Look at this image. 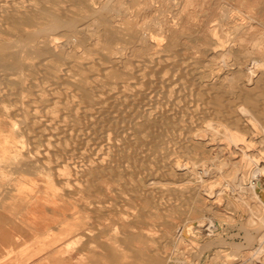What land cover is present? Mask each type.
Returning a JSON list of instances; mask_svg holds the SVG:
<instances>
[{
  "label": "bare ground",
  "instance_id": "1",
  "mask_svg": "<svg viewBox=\"0 0 264 264\" xmlns=\"http://www.w3.org/2000/svg\"><path fill=\"white\" fill-rule=\"evenodd\" d=\"M3 1L1 0L0 6H2ZM170 1L171 0H169V2ZM7 2H10V1L8 0ZM13 2H10V3H13ZM49 2L50 0H37V1L28 0L27 2L23 3L21 6H18V5L14 6L12 10L5 9L6 12H3V13H7L5 18L7 20L8 19L10 20L7 22V24L8 23L13 24L16 37L14 38L13 41H11L12 40L11 39L9 42L7 41L5 42L4 39H2L3 42L0 43V53L3 55V56L1 55L0 57V65H1L0 70H4L2 69V67L6 68V70L7 68L8 70L12 69L11 72L9 71V73H11L12 76L15 75V77L18 79L20 83L21 82L25 83V86H27L26 92L28 91V95L31 101L28 99L27 100L28 102L30 101L29 103L31 104H29L30 108L28 109L30 110L29 117L27 119H24V121L26 120L25 122L27 123V126L33 132V135H32L33 140H34V136L38 140L37 142L38 145L35 143H30L31 144L30 148L32 151L30 150L28 153V150H26L27 154L24 156L26 157L27 162L24 163L23 161L24 165H26V167H24L26 168L24 169L26 173L23 176H47V177L49 176L50 179L52 178V180L54 179V177H51V176H62L61 178L68 183L71 179L73 180L74 176H84V178L85 176H97V178L99 176H119V174H121L120 169L122 168H123L122 172H125V174H127L129 172V171L127 172L125 168L126 165H128L127 163L129 162L130 159L135 160L137 157H139L138 154L140 153L141 150H138V151L136 150L141 149V148L138 147L136 148V150H133L132 152H131L132 150L131 148V150L127 152L126 150L128 149V147H126L124 144L126 142L136 143L135 136H139L141 140L144 139L143 135L145 132L146 133L148 132L149 134L148 140L145 142L154 144L155 147L159 146L161 143L167 144L170 137L168 139L167 137H163V135L168 132L173 133L174 131H176L177 129L183 126L182 124H179V121H177L178 123H176V119H173L175 121L172 122L173 124L171 125H169L171 123L169 122V124L165 128L162 126V122L164 120L168 121L170 118L178 116L180 113H183V112L187 114L186 119L184 118L187 124L186 128L188 127L190 128L191 121L194 119H199V122H200V120L206 118L207 116H209V118L210 117L214 118L212 120L213 122L211 123L209 122L211 118L209 119V121L208 119L206 120V122L207 121L209 122V124L207 122L208 125L197 126L198 125L197 124L196 128H194L195 129L194 133L192 134L193 137H195L198 140H201L202 143H206V144H210V143L217 141V143L222 142L229 146L230 145L237 146L239 141L241 142V140H245L244 134H246L247 132L248 133L250 132L251 134L255 132L258 128L264 126L263 125V122H264V59L262 57H259L258 55H252L251 52H247L245 54H239L238 52L239 46H235L234 44L226 45L221 40L220 35L216 33L210 44L211 46L204 48L205 51L207 52L213 51L215 53V58L214 59L211 58L212 60L209 59V62L204 64L205 67L202 68V66L198 64L199 62L196 61L193 56L195 52L201 51L200 47H198L196 43H193L195 39H192L190 37V41L189 39L185 40L184 35L186 34L184 33L177 34L167 26L164 29V32L166 33L163 32L159 35V37H157L155 34L150 33L151 31L150 32L147 31V29L143 25L132 23L130 21L131 19L130 17H132L130 13L132 12L129 11L132 6L126 5L127 0H90V1H86L85 3L83 1L82 2L83 5L81 3V7L84 8L83 9L84 11L82 10L83 12L79 13L78 11V13H75V11L72 10V12H69L68 15L65 10L66 9L68 10L66 6H68L67 4H69L70 2L69 3L66 2L67 3V4L65 3L66 5L63 4V6L65 5V7H62L61 4L59 5L53 4L55 6H60L59 8L58 7L51 8L50 7L51 5L49 4ZM54 2H57V0ZM72 2L73 1H71V3ZM228 6H231V5H228ZM77 7L75 6V8ZM0 9L4 10L3 7L2 8L0 7ZM226 10L228 9L226 8ZM198 11L200 12V10ZM220 12H222V10ZM173 16L172 18L174 19ZM1 17L4 18L2 14H1ZM42 18L44 19L46 18L48 19V21L39 24V26L35 29L22 31L20 30V28H18L19 25L34 24V22H36V19H42ZM2 23H1V27H2ZM3 27L5 28V26ZM161 28L163 29L164 25H161ZM222 28L223 27H221V29ZM229 29H232V28H229ZM237 29L239 30L240 28H237ZM57 30L63 31L62 36L64 39L62 41H59L60 38L55 34ZM57 34L59 35L61 33L57 32ZM230 34L232 33L230 32ZM234 34L236 35V33ZM186 37L188 38V36ZM207 40H209V37ZM210 41L211 40H209V43ZM203 43L205 45V42ZM28 70L30 71V73L27 72ZM7 71L5 72V74L7 73ZM2 73H4V71ZM8 77L10 76L8 75L7 78ZM3 89L0 88V96H4L5 94ZM24 100H26L25 96H24ZM24 100L22 101L24 102ZM192 106L198 107L197 113H194V112L190 113V109H192ZM8 107L9 106H7L6 108ZM18 109L20 108L18 107ZM12 110H9V111L11 112ZM22 110H25V109H23L22 107ZM26 115L28 114L26 113ZM26 123H24L25 124L24 129H26ZM17 124L21 125L19 122ZM191 127H193V125ZM163 128L164 130H166V132H164L163 135L162 134L156 135L155 132ZM251 137H249V139ZM184 139L181 138V139H178L179 141L177 140L179 146H182L184 144V141H188V138H186L187 140H184ZM252 139L253 138H251V140ZM171 144L169 143V145ZM13 147H15V141L13 137L10 134L4 133V130L0 128V158L5 159L8 156V153L11 152V149ZM171 147L172 146H170L169 148L171 149ZM257 148L258 147H256V149ZM175 150H177V148H175ZM155 152H159V149L158 151L156 150ZM236 152H238V150ZM160 155H161V152H160ZM22 158L23 157L16 158V159L20 160ZM144 158L147 160L149 157L143 156V160ZM159 159H158V164H159ZM169 160L171 161V156ZM230 160L232 159L230 158ZM243 160L247 164L253 163V162L255 163L254 166L248 167L250 183L249 184L244 183L245 182L244 177H240L242 174L240 173L241 171L238 172L237 170L236 171L231 170L228 172L227 176H235V177L234 179H232V182H230L228 189L231 192H234L236 189V186H240L241 188L248 190V192L250 191L254 195V197L257 198V200L264 207V166H262L258 160H255L254 157H252V155L247 156V157L244 156ZM17 163H18V160H17ZM196 163H199V161H196ZM205 163H206V160H205ZM207 163H208V160H207ZM187 165H184V167L186 168ZM199 165H202V164H199ZM166 166H167V161H166ZM166 166H165V170L167 169ZM182 166H183V163H182ZM133 167L134 166H132V168ZM210 167L211 169H213L212 166ZM236 167L238 166L235 165L234 168ZM192 168H195V167H192ZM217 170L220 171L219 169ZM245 170L247 171V169ZM156 171H155V174L157 173ZM134 172L136 171L134 170ZM209 172L211 171L209 170ZM139 173H140V170H139ZM125 174L123 175L125 176ZM152 174H154V172ZM147 175H145V177ZM237 176L239 177L237 178ZM136 179L137 178L135 177V180ZM157 181L155 182L157 183ZM73 182H76V181H73ZM70 183L71 181L68 184ZM83 183L85 184V182ZM81 184L79 186H81ZM213 184L211 187L212 189H213ZM35 185L36 184L30 185V183H26V184L20 183V185L17 186L16 198L22 201L23 199L22 194L29 195V197L32 198L34 196V194L32 193L36 191ZM205 185H204V188L207 187V186L205 187ZM197 188L198 187H196V189ZM95 189H98V188H95ZM98 190L100 191V189ZM123 190H125L124 187H123ZM113 191L115 192V190ZM174 191L177 192L178 188L177 190H174ZM174 191L172 193L174 194V196H176V198L172 197L173 195L171 197L173 199H177L178 197L174 193ZM196 191L197 190H195L194 192ZM192 192H189L188 194ZM177 193H181V192L179 191ZM82 194L81 196H84ZM169 194H171V192H169ZM143 195H145V192L143 193ZM130 196L132 197V195ZM180 196L183 197V195H180ZM157 197L159 198V195H157ZM168 197L166 198L168 199ZM171 197L169 199L172 202ZM234 198H237V196L235 195ZM241 198L242 196L240 197V199ZM176 202L177 201H175L174 203ZM218 202L220 201L218 200ZM242 202L245 203L244 201H241V203ZM28 203L30 205L32 201L29 200ZM78 203L80 206L81 205L80 202ZM7 204L8 203H5L3 206L5 207ZM12 204H13V201L12 203H10V205ZM92 204H93V201H92ZM248 207L250 208V206ZM104 210H106V207ZM107 210H110V208ZM145 211L146 210H144V213ZM127 214L130 215V213H127ZM131 217H133L132 214H131ZM92 218L94 219L93 216ZM200 218H197V219L199 220ZM203 220L205 219L202 218V221ZM253 220L254 218L252 219V222ZM201 222H199L198 224L199 226H202ZM207 223H209L208 220H207ZM249 223H247V225ZM255 223L257 222L255 221ZM255 223L251 225L253 226ZM188 224L189 223L186 224L187 225L186 227L181 229L182 234L192 239L193 238L192 233L195 232L194 227H193V224L191 226H188ZM210 225H208L207 227H209ZM216 225L217 224L215 223L214 230H213V227L212 229H210L209 227L208 230H210L211 233L213 231H216V229L219 228L218 225L217 226ZM257 229L259 230L257 231L259 232L258 235L263 238L264 237V218L263 217ZM67 231H69V229ZM248 234H249L248 236H250L251 233L248 232ZM262 238L261 240L264 239ZM185 243H187V241H185ZM213 245L215 246V244ZM241 245L243 244L236 245V246L237 247L240 246V248L243 249ZM240 248H239V251H240ZM190 251L191 250H189V252ZM256 252L258 253V251ZM190 254H192V252ZM234 254L236 253L232 252L231 250L229 252H225L224 259H226V257L229 258L231 256H234ZM194 255H196V253ZM221 255L224 256L223 253ZM130 264H134V263L131 262Z\"/></svg>",
  "mask_w": 264,
  "mask_h": 264
},
{
  "label": "rangeland",
  "instance_id": "2",
  "mask_svg": "<svg viewBox=\"0 0 264 264\" xmlns=\"http://www.w3.org/2000/svg\"><path fill=\"white\" fill-rule=\"evenodd\" d=\"M7 1L8 0H4L2 2L3 3L2 6H0L1 8L3 7L4 9V10L0 9L1 10L0 11V43L3 42L2 39H4L5 42L6 41L9 42L11 39H12L11 41H13L14 38L16 37L13 24H9V23L7 24V22L10 20L9 19L7 20L5 18L7 13H3V12H6L5 9L12 10L14 6L17 5L21 6L23 3L27 2L28 0H16V1L9 0L10 2L14 1L13 3ZM54 1L56 0H50L51 3L49 2L51 8L60 7V6H55L53 4L56 5L61 4L62 7H65V5L67 4L66 2L68 3L70 2L69 4H67L68 6L66 7L68 8V10L70 9L71 10L70 11H68L67 9L65 10L68 15L69 12H72V10H74L75 13H78V11L79 13L83 12L84 8L81 7V3L83 1L85 3L86 1H90V0H67V1L64 0L66 2H64L63 0H57L58 3ZM71 1L73 2L71 3ZM63 4L65 5L63 6ZM52 5L55 7H53ZM126 5L132 6L131 9L129 10L130 12H132L130 13L132 15V17H130L131 18L130 21L134 24L136 23L143 25L147 29V31L149 32L151 31L150 33L155 34L157 37H159V35L164 32V29L167 26L177 34H183V33L186 34L184 35L185 40L189 39L190 41V37L192 39H195V41L193 40L194 41L193 43H196V45L200 47L201 51L195 52L193 56L194 59L199 62L198 64H200L202 68L205 67L204 64L209 62V59L212 60L215 58V53L213 51L207 52L205 51L204 48L211 46L210 44L216 33L220 35L221 40L226 45L234 44L235 46H239L238 47L239 54H245L247 52H251L252 55H258L259 57H262L264 59V29H263L264 0H203V1L202 0H174V1L171 0L170 2L169 0H165V2L164 0H127ZM75 6L78 7L75 8ZM226 8L228 10H226ZM198 10H200V12ZM221 10L222 12H220ZM1 14L2 16H4L5 19L1 17ZM172 16L174 17V19L172 18ZM2 21L3 23L5 22L4 25ZM47 21L48 19L46 18L36 19V22H34V24L19 25L18 28H20V30L22 31L32 30L37 28L39 24ZM1 23H2V27H1ZM161 25H164L163 29L161 28ZM3 26H5V28ZM213 27L215 28L218 27V28L215 29ZM221 27L223 28L221 29ZM237 28L240 29L238 30ZM195 30L197 33L195 32ZM57 32L61 34L58 35ZM62 32H63L62 30H57L55 32V34L60 38L59 41H62L64 39L62 36L63 35ZM230 32L232 34H230ZM234 33H236V35ZM186 36H188V38ZM230 36L233 38H231ZM208 37L209 40H211L210 43L209 40H207ZM224 39H226L227 42ZM203 42H205V45ZM1 55L2 54L0 53V57ZM203 58L205 59L206 62L204 61ZM2 69L4 70H0V72L2 73L4 71V73L2 74L0 73V88L3 89L4 87L3 90L5 94L4 96H0V128L4 130V133L10 134L13 137L15 141V147L11 149V152L8 153V156L5 159L0 158V188H1L0 189V231H1L0 232V264H130L131 262H133L134 264H167V263L168 264H215V263L264 264L263 262L264 237L263 238L260 237L258 235L259 232H257L259 231L257 228L259 227L260 221L262 217L264 218V207L250 191L248 192V190H245L240 186H236L235 191L231 192L228 189V187L230 182H232V179H234L235 176H227L228 172L231 170L234 171L237 170L238 172L241 171L240 173L242 174L240 177H244V181H245L244 183L245 184L250 183L248 167L254 166L255 163L254 162L249 164L245 163L243 160L244 156L247 157L252 155V157H254L255 160H258L259 163L262 166H264V148H263L264 126L258 128L255 132L251 134L250 132L244 134L245 140H241V142L239 141L237 146L236 145L229 146L222 142L217 143V141L210 144H206V143H202L201 140H198L195 137H193L192 134L194 133L195 130L194 128H196L197 124H198L197 126L208 125L209 122L210 123L213 122L212 120L214 118L210 117L211 118L210 119L209 116H207L206 118L200 120V122L199 119H194L195 121L194 120L191 121L193 127H191L192 125L190 124V128L189 127L186 128L187 124L185 122V119L187 117V114L183 112L180 113L178 116L170 118L168 121L164 120L162 122V126L165 128L169 124V122H171L169 124L171 125L173 124L172 122L175 121L173 119H176V123H178L177 121H179V124H182L183 127L177 129L173 133L168 132L164 134V132H166L164 128L157 130L155 132L156 135L164 134L163 137H167L168 139L170 137L167 144L161 143L159 146L155 147L154 144L145 142L148 140L149 137L148 132L144 133L143 135L144 139L141 140L139 136H135L136 143L126 142L124 144L126 147H128V149L125 147L127 149L126 150L127 152H129L131 148H132L131 152L133 150H136V148L138 147L141 148L136 150V151L141 150L140 153L138 154L139 157H137L135 160L130 159L129 162L127 163L128 165H126L125 167L126 171L127 172L129 171L127 174H125V172H122L123 170L122 168L120 169L121 171L119 170L122 175L119 174V176H99L98 178L97 176H85V178L84 176H74L73 180L72 179L70 180L71 181L70 184H68L70 181L67 183L65 180L61 178L62 176H51L54 177L53 180L52 178L50 179L49 176L48 177L23 176L26 173L24 171V169H26L24 168L26 167L24 163L27 162L26 157L24 156L27 154L26 150H28V153L31 150L30 143H35L38 145L37 138L34 136V140H33L32 138L33 132L27 126V123L25 122L26 120L24 121V119H27L30 114L29 112L30 110L28 109L30 108L29 104L31 103L29 102L31 101V99L28 95V91L26 92L27 86H25V83L22 82L20 83L18 79L15 77V75L12 76L11 73H9V71L11 72L12 69L8 70L7 68L8 71L4 67H2ZM6 71H7L6 74L10 76L8 78H7L8 75L5 74ZM27 72L30 73L29 70ZM22 95L25 96L26 100H24V96ZM21 99L24 100V102ZM27 99L30 101L28 102ZM7 106L9 107L6 108ZM21 106L27 112L25 110H22ZM18 107L20 109H18ZM12 109L15 110L13 111ZM9 110L12 111L10 112ZM18 110H20L21 112ZM24 111L28 115H26ZM197 111H198L197 106H192V109H190V113L191 112L197 113ZM207 119L208 121L210 119L209 122L207 121L208 124L206 122ZM18 122L23 126L17 124ZM24 123H26V129H24L25 127ZM16 126L17 127L20 126V127L17 128ZM248 136L249 137L252 136L251 138L253 139L252 140L251 138L249 139ZM181 138L183 139L185 138L184 140H187L186 138H188V141H184V144L182 146H179L177 140ZM138 142H140L141 144ZM169 143L170 144L172 143L173 145L172 144L169 145ZM145 145H147L148 147ZM170 146H172L171 149L173 150L169 148ZM174 147L177 148V150H175ZM256 147L258 148L256 149ZM158 149L159 152H155L156 150L158 151ZM219 150L221 151L223 150V151L221 152ZM237 150L238 152H236ZM22 151L24 154L22 153ZM143 156H147L149 158L146 160L145 157L143 160ZM170 156H171V161L169 160ZM219 156H221L222 158ZM21 157L23 158L20 160L16 159ZM180 158L182 161L180 160ZM230 158L232 160H230ZM137 159L138 160L140 159L139 160L140 163ZM158 159H159V164H158ZM131 160L133 161V163ZM166 161H167V166H166ZM188 161L190 164L188 163ZM196 161H199V163H196ZM203 163L205 166L203 165ZM9 164L12 165L10 166ZM184 165H187L186 168L184 167ZM235 165L238 166L236 167L237 169L234 168ZM132 166L134 167L132 168ZM165 166L169 170L167 169L165 170ZM210 166H212L213 169H211ZM217 169H219L220 171H218ZM245 169H247V171ZM134 170L136 172H134ZM162 170H164L165 172ZM209 170L211 172H209ZM221 170L224 172H222ZM151 171L152 173L154 172V174H152ZM155 171L157 172L156 174ZM123 174H125V176ZM145 175H147L146 177L148 179L145 177ZM18 176L20 177V179ZM135 177L137 178L136 180ZM201 177L202 178L205 177V178L202 179ZM238 177L239 176H237V178ZM155 181H157V183ZM83 182H85V184ZM20 183L23 184L30 183V185L36 184L35 185L36 191L32 193L34 194L32 198H30L29 195H24V194H22L23 196L22 201L16 198L17 186L20 185ZM80 184L81 186H79ZM212 184H213V189L211 188ZM204 185L205 187L207 186L206 187L207 189L204 188ZM193 186L195 187V189ZM65 187L66 188L70 187V188L66 189ZM123 187L125 190H123ZM196 187L198 188L196 189ZM95 188L100 189V191ZM177 188H178L177 192L180 191L181 193H177L176 191H174L177 190ZM199 188L201 189V191ZM113 190H115V192ZM172 190L177 195L178 197L177 199L172 198V197L176 198V196H174V194L172 193L173 192ZM187 190L189 192L192 191L193 192L188 194L189 192ZM195 190H197L198 192L197 191L194 192ZM125 191L128 193H126ZM144 192L145 195H143ZM169 192H171V194H169ZM81 194L84 195L85 197L81 196ZM129 194L132 195V197ZM179 194L183 195V197L180 196ZM234 194L237 196L238 200L237 198H234L235 197ZM157 195H159V198L157 197ZM239 196L240 197L242 196L241 198L242 200L240 199ZM250 196L252 199L250 198ZM166 197H168V199ZM170 197L172 199V202L169 199ZM29 200L32 201L30 205L28 203ZM218 200L220 202H218ZM12 201L13 204L10 205ZM175 201L177 202L174 203ZM241 201H244L245 203L243 202L241 203ZM78 202H80L81 204L80 206ZM5 203L8 204L4 207L3 205ZM192 203L193 205L194 204L195 205L193 206ZM96 205H98L99 207ZM247 205L250 206V208ZM105 207L106 210L109 208L110 210L107 211L104 210ZM173 207L175 208V210ZM144 210H146L145 213ZM96 213L99 215H97ZM127 213H130V215ZM131 214L133 217H131ZM92 216L94 217V219L92 218ZM207 216L209 219L207 218ZM200 217L205 219L203 220L204 223L202 221V218ZM197 218L200 219L198 220ZM253 218L254 220L252 222ZM184 219H186L187 221ZM206 219L209 221V223L212 226L209 223H207ZM255 221L257 223H255ZM199 222H201L202 226L198 225ZM212 222L214 224L216 223L219 227L216 229V231H213L214 233L213 232L211 233L210 230H208L209 227L210 229H212L213 227L214 230L215 226ZM187 223H189L188 226H191L193 224L195 231L192 233L193 238L191 239L189 237L190 240L188 237L182 234V230H181L182 228L187 226L186 225ZM247 223H249L250 225L248 224L249 225L248 226ZM253 223L257 225L254 224L255 226L253 225L254 226L253 227L251 225ZM208 225L210 226L207 227ZM66 229L67 230L69 229V231H67ZM248 232L251 233L250 236H248L249 235ZM209 234H211L212 236ZM261 238L263 240H261ZM185 241H187L188 244L185 243ZM222 243L224 244L226 243L225 246ZM213 244H215V246ZM240 244H243L241 245L243 249H241L240 246L239 247L236 246ZM253 248L256 251H258V253ZM189 250L191 251L189 252ZM230 250L236 254H234V256H231L229 258L231 259L238 257L239 261L229 262L228 257L224 259L225 257L224 253L229 252ZM191 252L192 254H190ZM195 253L197 256L194 255ZM222 253L224 256L221 255Z\"/></svg>",
  "mask_w": 264,
  "mask_h": 264
},
{
  "label": "water",
  "instance_id": "3",
  "mask_svg": "<svg viewBox=\"0 0 264 264\" xmlns=\"http://www.w3.org/2000/svg\"><path fill=\"white\" fill-rule=\"evenodd\" d=\"M228 261H231V262H237V261H239V258L237 257H235V258H231V259H229Z\"/></svg>",
  "mask_w": 264,
  "mask_h": 264
}]
</instances>
